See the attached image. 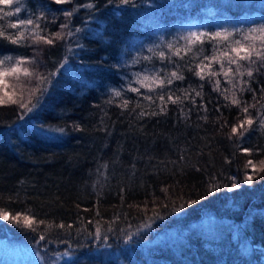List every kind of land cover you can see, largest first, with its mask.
I'll use <instances>...</instances> for the list:
<instances>
[{"label":"trees","instance_id":"16d2710c","mask_svg":"<svg viewBox=\"0 0 264 264\" xmlns=\"http://www.w3.org/2000/svg\"><path fill=\"white\" fill-rule=\"evenodd\" d=\"M85 2L96 7L91 12L80 8L71 18L73 31H83L67 42L58 40L51 47L29 40V46L16 47L0 40V53L34 59L24 67L41 74L55 71L58 61L67 57L40 106L24 119L18 103L31 97L35 79L21 74L19 79L5 78L6 88L0 85V208L10 216L30 212L37 221L52 225L40 224L32 231L22 218L18 223L0 220V236L34 246L40 253L70 252L76 257L94 255L95 246L107 247L121 255L123 264H264V172L254 174L244 166L248 159L264 160V129L254 124L243 140L228 139L239 109L225 107L229 102L213 91L214 81H202L186 68L185 79L172 87H204L203 99L195 97L196 106L184 102L183 114L179 106L169 104L166 113L138 118L136 112L104 103L112 84L120 88L125 73L141 70V64L132 66L133 59L152 55L139 53L144 46L141 28L159 27L165 41L180 27L214 21L247 30L264 23V0H135V6L119 5V0H75ZM44 3L25 0L27 12L21 16L39 14ZM46 15L55 18V24H47L49 31H60L63 12ZM249 16L255 19H244ZM202 47L204 55L212 54V43ZM154 63L159 66L158 59ZM118 64L129 66L118 69ZM216 79L222 90L231 88L223 75ZM250 87L259 99L264 70L254 73ZM237 95L255 104L252 92ZM127 96L135 101L132 93ZM200 104L208 111L200 110ZM259 107L255 104L250 113L255 115ZM225 121L229 126L222 128ZM59 128L64 132L52 131ZM238 148H251L253 154ZM245 172L254 176L251 183L229 191L230 177L243 182ZM60 224L71 228L56 227ZM233 236L253 249H232ZM100 258L76 264H102Z\"/></svg>","mask_w":264,"mask_h":264},{"label":"snow or ice","instance_id":"6c2138e0","mask_svg":"<svg viewBox=\"0 0 264 264\" xmlns=\"http://www.w3.org/2000/svg\"><path fill=\"white\" fill-rule=\"evenodd\" d=\"M108 3H116V0H108ZM50 4L63 5L72 4L71 9H52ZM135 6V0H119V5ZM96 5L92 2H85L83 4H76L75 0H45L43 5L44 11L31 12L28 15L21 17L22 11L27 12L25 7V0H0V21H4V24H0V40H5L8 43L15 45L16 47L29 46L26 41L31 40L33 43L43 42L45 45L55 47L58 40H64L67 42L68 38L72 37L76 33L83 31V28H75L74 31L70 27L71 18L79 11L80 8L88 9L90 12ZM47 11H62L65 17V22L59 25L60 31H49L47 24H55V18L49 19L46 15ZM16 17V19L9 20L8 18ZM41 22H44L43 24ZM6 25V27L4 26ZM12 29L13 31H9ZM183 41L181 44L180 41ZM205 42L212 43V54L204 55V48L202 45ZM196 45H201L197 48ZM83 47V45H77ZM159 51L154 48H149L148 51L152 55H146L139 58H134L132 66L141 64V70L136 72L125 73L121 78L125 81L119 89H110V95L104 103L120 108L121 111L136 112L138 118H142L145 115L157 116L166 113L169 104H174L180 107L183 114V104L188 101L193 106H196L195 97L203 99V84L199 86V89L192 87L190 84L188 88H173L172 86L176 81H183L185 79L184 69L191 72L194 76H197L200 80L204 81L207 78L208 83H213V91L224 95V99L229 103L224 105L235 106L239 109L240 115L236 117V122L233 123L231 128V134L228 139L236 137L237 141L243 140L246 133L252 129L254 124H258L260 129H264V88L260 91L262 95L257 99L256 92L250 87V83L254 77V73H259L264 70V23L259 24L256 27H250L247 30H237L230 32L228 30L217 32H190L187 36H181L175 43L168 42L166 45H157ZM166 49V51L164 50ZM69 51H72L69 48ZM189 54H191L189 56ZM177 57V60H173V57ZM188 59L185 60V57ZM159 60V66L154 61ZM179 61H183L181 64ZM207 62V63H205ZM34 59H29L22 56L4 55L0 57V85H7L4 83L5 78L15 76L19 79V76L23 74L25 77L34 78L36 83L31 88V97L25 102L21 100L19 103L16 100L9 98L13 104L18 103V107L22 110L20 119H24V116L28 113L34 112L39 106L44 96L48 92V84L52 82V79L56 76L59 68L64 67L67 63V57L64 60L58 61L59 67L52 72L45 74L39 73L36 69H30L24 67L26 64H34ZM219 65L217 69L214 65ZM129 65H116L118 69L121 67H128ZM173 66V67H169ZM207 69V71H205ZM223 75L225 82L231 85L230 89H221V81L216 79L218 76ZM248 79L245 80L244 77ZM249 91L253 93L252 99L255 104H260V107L256 109V114L250 113V109L255 107V104H248L242 102L237 93H243ZM128 93H132L135 97V101L127 96ZM195 93V96L192 95ZM230 93V95L228 94ZM7 95V92H5ZM142 102H146L142 103ZM2 103V101H0ZM140 109L137 112V109ZM145 108H150V112H146ZM199 109L207 112L206 105L200 104ZM218 112L219 108L216 109ZM204 119H207L204 117ZM229 126L227 121L221 127ZM76 130H80L79 125L73 126ZM52 131L64 132L63 128L52 129ZM243 154L251 156L253 149L242 148L239 149ZM226 162H228L226 160ZM245 168H251L254 174L264 172V160L254 162L252 159H248L245 162ZM103 167H107L104 165ZM199 170V169H197ZM254 176L245 172V181L237 182L232 179V186L228 190L240 187L241 183H251ZM167 192V189H162ZM190 203H197V201H191ZM158 216L159 214L156 213ZM23 219L24 225L28 226L32 231H36L40 224H44L50 228L52 225L47 224L43 220L37 221L29 213H18L11 215L8 211L0 208V220L9 222H19ZM60 229L65 227L71 228V225H56ZM97 237H99V229H97ZM41 240H44L43 235L40 236ZM131 239V236L128 237ZM128 241L126 240L125 243Z\"/></svg>","mask_w":264,"mask_h":264},{"label":"rangeland","instance_id":"374dc122","mask_svg":"<svg viewBox=\"0 0 264 264\" xmlns=\"http://www.w3.org/2000/svg\"><path fill=\"white\" fill-rule=\"evenodd\" d=\"M21 16V14H20ZM22 17V16H21ZM9 20H15L16 17L8 18ZM244 19H255L254 16H249L248 18ZM212 23H208L203 26L199 25H192L187 27H180L177 32H174V34L168 38L165 41V33L159 29V27H154V29L145 28L142 30L141 28V35L140 39H143V48L139 50V53L146 54L148 53V49L154 48L157 49V45H161L165 42V45L168 42L175 43L177 39L181 36H187L190 32H212V31H224L225 29L228 31H237L241 30L243 28V25H237L232 26L227 22H216L214 21ZM216 31V32H217ZM139 40V39H138ZM180 43L182 44L183 41L181 40ZM4 55H12L14 57L18 56V53L15 52H6V53H0V57ZM109 89H119V86L112 84ZM108 90V89H107ZM231 242V248L240 250L241 252H248L253 249L250 243L244 241L242 242L239 237L233 236L230 239ZM250 244V245H249ZM96 250L93 252V254L86 255L84 257L77 255H73L70 252L68 253H53L48 251H43V253H40L37 248L34 246H30L26 243L12 240V239H5L0 236V264H76L77 262L82 263L85 259L88 262H96L94 260H97L96 258H100V262L103 264H110L111 262H115V264H123L120 262L119 258H121V255L115 252L109 251L107 247H98L95 246ZM151 248H155V244H151ZM128 260H130V257H126ZM79 259V261H77Z\"/></svg>","mask_w":264,"mask_h":264}]
</instances>
